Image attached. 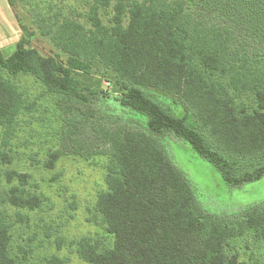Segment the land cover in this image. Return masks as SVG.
Instances as JSON below:
<instances>
[{
	"label": "trees",
	"instance_id": "1",
	"mask_svg": "<svg viewBox=\"0 0 264 264\" xmlns=\"http://www.w3.org/2000/svg\"><path fill=\"white\" fill-rule=\"evenodd\" d=\"M7 3L22 34L10 55L0 51L3 140L14 135L19 114L36 106L13 83L17 78L59 98L70 138L81 127L75 117L66 120L67 104L79 111L108 97L81 87L79 74L94 68L105 69L118 109L146 121L147 132L93 127L108 160L95 211L113 244L100 250L83 239L78 257L86 264H257L226 249L248 231L264 237V202L234 220L206 211L158 137L188 144L230 187L264 177V0H72L66 14L45 5L34 15L29 0ZM154 90L172 104L166 107ZM59 157L52 152L46 167ZM3 176L17 185L0 200V264H16L9 253L13 223L3 204L21 218L18 209L33 211L42 200L24 196L20 186L28 175L11 170Z\"/></svg>",
	"mask_w": 264,
	"mask_h": 264
},
{
	"label": "rangeland",
	"instance_id": "2",
	"mask_svg": "<svg viewBox=\"0 0 264 264\" xmlns=\"http://www.w3.org/2000/svg\"><path fill=\"white\" fill-rule=\"evenodd\" d=\"M45 5H51L53 12L64 14L73 8L72 0H29L33 15L43 11L40 8ZM21 34L7 0H0V51L4 56L12 53ZM35 45L48 53L44 42L38 40ZM104 73L105 69L94 68L89 74L78 76L83 89L88 87L99 97L102 91L108 97H100L93 105L80 107L79 111L77 104H67L71 111L66 120L75 117L77 126L81 127L72 135L73 141L67 136L65 114L56 104L59 98L45 93L32 79L13 80L26 101L35 102L36 106L31 112L19 114L12 137L3 140L0 128V153L9 159H0V194H3L0 200L11 186L17 185V181L5 182L3 174L11 170L28 175V184L20 186L24 196L37 195L42 200L41 206L33 211L18 209L21 218L15 216L17 209L3 204L7 221L13 223L9 253L16 264H86L77 254L78 243L83 239L96 242L100 250L112 247L113 236L106 232L95 211L98 194L106 190L108 160L103 155L105 146L96 139L94 126L122 125L145 132L147 127L144 118L118 109L113 101L117 95L113 83ZM152 94L166 107L173 102L160 91L154 90ZM176 111L174 107L173 113ZM189 125L196 128L192 118ZM158 139L206 211L234 220V217L240 218L244 210L264 202V177L241 187H230L218 170L188 144L171 135ZM54 151H58L60 157L49 169L46 162ZM226 250L229 255H237L240 261L264 264V237L254 231L230 240Z\"/></svg>",
	"mask_w": 264,
	"mask_h": 264
}]
</instances>
